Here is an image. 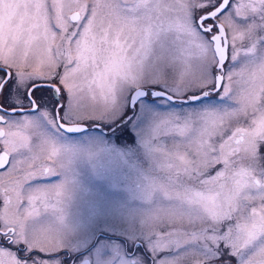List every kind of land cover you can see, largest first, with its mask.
Listing matches in <instances>:
<instances>
[{
	"label": "snow or ice",
	"instance_id": "1",
	"mask_svg": "<svg viewBox=\"0 0 264 264\" xmlns=\"http://www.w3.org/2000/svg\"><path fill=\"white\" fill-rule=\"evenodd\" d=\"M133 109L141 264H264V0H0V264L59 262L62 217L21 204L64 167L45 129Z\"/></svg>",
	"mask_w": 264,
	"mask_h": 264
},
{
	"label": "rangeland",
	"instance_id": "2",
	"mask_svg": "<svg viewBox=\"0 0 264 264\" xmlns=\"http://www.w3.org/2000/svg\"><path fill=\"white\" fill-rule=\"evenodd\" d=\"M58 71L62 72L63 67ZM86 125L90 129L71 135L54 127L57 132L51 128L52 135L45 130L50 140L55 138L56 141L52 143L59 149L64 165L61 168V183L65 191L61 196L68 207H61L60 244L68 243L73 232L76 237L90 234L91 238L102 229L130 239L131 246L137 237V210L143 203L139 199V192L148 167L141 143L146 122L134 112L127 122L120 124V129L127 126L123 131L103 123L99 125L104 129L93 128L92 122ZM160 143L166 148L171 145L168 138H162ZM38 164L41 163L34 161L32 170L40 167ZM47 200L46 196L39 203L47 205ZM107 242L112 243L110 239ZM81 247L78 246V249ZM99 248V252L94 250L92 254H99L101 262H111L116 256V253L111 257L112 253L101 251L102 244ZM124 252L119 248L120 256L115 264H129L130 258Z\"/></svg>",
	"mask_w": 264,
	"mask_h": 264
},
{
	"label": "flooded vegetation",
	"instance_id": "3",
	"mask_svg": "<svg viewBox=\"0 0 264 264\" xmlns=\"http://www.w3.org/2000/svg\"><path fill=\"white\" fill-rule=\"evenodd\" d=\"M53 30L59 31L58 29H55L53 27ZM136 112V111H135ZM134 113L132 110L128 112L127 118L123 122H127L130 116H132ZM2 127V125H0ZM121 126L119 125V128ZM51 128H46L51 135L52 132L50 130ZM55 132H57L54 128H52ZM117 129V128H116ZM107 131V130H106ZM112 131V129L110 130ZM63 133L71 135V133H68L66 131H62ZM85 132V131H83ZM109 132V131H108ZM82 133V132H80ZM52 141H56L55 138ZM4 151V145L2 142H0V155L3 154ZM41 164H38V166H50L51 165V160L50 159H42L40 161L36 160ZM7 167H10L7 166ZM7 167L3 170H0V191L8 184L10 177L7 175ZM27 165L24 166V171H27ZM17 175V174H16ZM61 169L56 173V179L51 178L48 182L45 184L41 185V187H45L49 189V192L47 194L48 198V204L44 206L38 202H36L33 206H29L27 204V200H22L21 204L25 207L28 208L29 211H36L41 214L42 217V222L43 224L47 225L50 221L55 219L56 215H59L62 217L61 213V207L65 209V206L68 207V204L64 203V198L62 196L57 197L55 195V192L52 190L53 185L55 184H60L61 183ZM26 183H31L30 181ZM64 190V186L63 189ZM51 193V194H50ZM3 209V198L0 196V210ZM61 225V223H60ZM74 235L69 236V241L68 243L60 244L57 251L60 252L59 256V262H54V264H60V262H63V264H115L120 256L118 254L119 248L124 250L125 255L130 258L129 264H141L142 261V253H138L136 249L140 247V245L136 242V240L133 241L132 245H129V240L126 237H120L122 235H118L115 232L112 231V233H109L107 230H100L97 231L94 236L89 237V235H83V236H78L76 237V233L73 232ZM91 239L90 242L87 240ZM110 239L112 243L108 244L107 240ZM117 240V241H116ZM102 244V249L101 251L106 250V252L112 253V256H114V253H116V256H114L111 259V262H101L99 259L102 257L99 256V254H92V252L95 250L96 252H99L100 248L99 246ZM122 244V245H121ZM99 245V246H98ZM78 246H82L80 249H78ZM123 246V247H122ZM99 250L97 251V249ZM96 256V257H94ZM135 258V261L133 260ZM93 259L97 261H93Z\"/></svg>",
	"mask_w": 264,
	"mask_h": 264
},
{
	"label": "water",
	"instance_id": "4",
	"mask_svg": "<svg viewBox=\"0 0 264 264\" xmlns=\"http://www.w3.org/2000/svg\"><path fill=\"white\" fill-rule=\"evenodd\" d=\"M132 112L134 113L135 112V109L132 110ZM93 128H97V129H104L102 126L99 125V127H94L92 126ZM88 129H90L89 126L85 125L84 127L82 128H75L74 130L72 131H66L68 133H71V134H77V133H80V132H83V131H87Z\"/></svg>",
	"mask_w": 264,
	"mask_h": 264
}]
</instances>
